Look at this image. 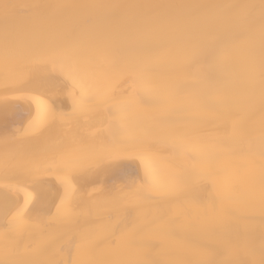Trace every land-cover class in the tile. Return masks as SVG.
<instances>
[{
	"label": "bare ground",
	"instance_id": "obj_1",
	"mask_svg": "<svg viewBox=\"0 0 264 264\" xmlns=\"http://www.w3.org/2000/svg\"><path fill=\"white\" fill-rule=\"evenodd\" d=\"M223 261L264 264V0H0V264Z\"/></svg>",
	"mask_w": 264,
	"mask_h": 264
},
{
	"label": "snow or ice",
	"instance_id": "obj_2",
	"mask_svg": "<svg viewBox=\"0 0 264 264\" xmlns=\"http://www.w3.org/2000/svg\"><path fill=\"white\" fill-rule=\"evenodd\" d=\"M240 19H242V16L241 15H237L236 17H234V22L238 21ZM207 23H208V18L207 17L192 22L193 27H202L203 25H205ZM218 38H219L218 32L213 31V32L208 33V42L209 43L216 42L218 40ZM200 46H201L200 44H197V47H200ZM219 54L220 55H226V50L222 48ZM211 67L214 69L215 65H213ZM67 187H69V186L66 185V188ZM67 194L68 193H66V195ZM39 199L42 201L43 197L41 196V197H39ZM218 264H229V262L223 261V262H218Z\"/></svg>",
	"mask_w": 264,
	"mask_h": 264
}]
</instances>
